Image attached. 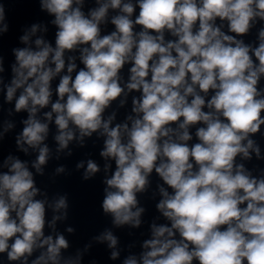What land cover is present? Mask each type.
<instances>
[{"label":"clouds","instance_id":"obj_1","mask_svg":"<svg viewBox=\"0 0 264 264\" xmlns=\"http://www.w3.org/2000/svg\"><path fill=\"white\" fill-rule=\"evenodd\" d=\"M84 5L40 0L54 17V46L43 36L33 41L47 27L32 24L20 36L25 47L13 49L10 83L0 75L6 102L28 114L18 149L38 152L31 167L43 175L50 124L57 152L73 140L83 146L93 133L103 136L100 156L114 171L102 181L100 208L115 227H140L145 209L137 194L147 191L153 173L160 178L156 208L167 223H152L139 256L123 264H264V170L255 176L237 162L264 158L252 139L264 126V0H95L87 13ZM109 23L114 30L103 34ZM257 23L258 43H245ZM8 30L0 2V35ZM133 92L139 95L125 122L113 124L114 112L105 118L114 101ZM13 127L8 122L5 132ZM86 163L76 165L84 181L100 171L92 159ZM3 167L0 254L9 264H81L79 251L63 256L70 247L65 235H45L46 225L55 232L56 222L68 218V194L49 201L18 157L9 155ZM111 167L106 163L105 171ZM94 239L112 249L110 259L120 256L110 229Z\"/></svg>","mask_w":264,"mask_h":264}]
</instances>
